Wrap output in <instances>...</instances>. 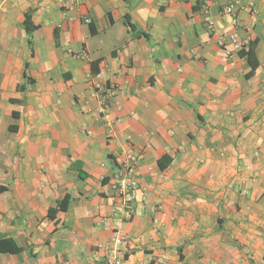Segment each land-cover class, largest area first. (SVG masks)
Instances as JSON below:
<instances>
[{
	"label": "crops",
	"instance_id": "1",
	"mask_svg": "<svg viewBox=\"0 0 264 264\" xmlns=\"http://www.w3.org/2000/svg\"><path fill=\"white\" fill-rule=\"evenodd\" d=\"M230 1L0 0V239L20 248L0 264H100L130 144L144 157L126 264H264V0H238L237 26ZM204 9L256 41L251 76ZM93 61L122 86L112 139Z\"/></svg>",
	"mask_w": 264,
	"mask_h": 264
},
{
	"label": "built area",
	"instance_id": "2",
	"mask_svg": "<svg viewBox=\"0 0 264 264\" xmlns=\"http://www.w3.org/2000/svg\"><path fill=\"white\" fill-rule=\"evenodd\" d=\"M68 1L70 5L75 2V0ZM252 4L253 1H250L248 5L251 14L254 13ZM241 9H245V5H240L238 0H231L220 9V14L228 15L231 23L237 26L239 23L237 12ZM204 12L206 25L212 34L217 36L220 46L226 48L227 45H231L236 52L247 47L249 40L242 39L237 32L220 33L216 29L215 22L209 15L208 10L204 9ZM91 21L89 17L85 19L88 24ZM98 74L93 72L89 74L92 96L98 99L100 119L107 127L108 138L112 139L116 137V126L119 122V119L112 117L111 114L113 97L118 91L122 90V86L118 82L104 83L96 80ZM143 157L144 154L136 150L131 144L128 149L123 150L121 153L119 168L112 179L114 206L109 215L101 218L104 225L110 228L111 236L99 245V249L102 251L100 264H126L130 239L125 224L133 218L136 212L135 202L140 189L138 167Z\"/></svg>",
	"mask_w": 264,
	"mask_h": 264
},
{
	"label": "trees",
	"instance_id": "3",
	"mask_svg": "<svg viewBox=\"0 0 264 264\" xmlns=\"http://www.w3.org/2000/svg\"><path fill=\"white\" fill-rule=\"evenodd\" d=\"M125 22L127 25H129L131 28L136 29V26L134 25V23H132L129 19H128V15H126L125 17ZM24 24H25V29L27 31V33L29 34V36L32 34L33 29L35 28V26L33 25L30 15L27 13L25 15V20H24ZM92 30L93 32H95L94 30V26L92 25ZM239 55L242 57H246L247 60L249 61L250 65H251V70L248 72V76H251L255 69L258 67L259 62L257 60V54H256V41H249L247 47L242 48L239 51ZM96 64H98V61H93L92 62V72L94 74H98L99 70L96 69ZM161 167H163V163H162V159L159 161ZM68 200H69V196L66 195L63 200L60 202L59 205V209H66L68 206ZM55 211L53 209L50 210V215L52 216V213H54ZM4 243H9V246H5L6 244ZM9 248L11 251H19L20 248L17 247L15 245V243L13 242V240L11 238H2L0 239V249L1 250H5Z\"/></svg>",
	"mask_w": 264,
	"mask_h": 264
}]
</instances>
